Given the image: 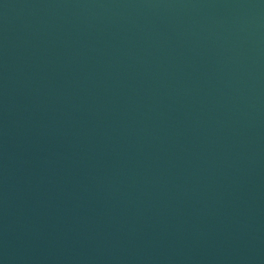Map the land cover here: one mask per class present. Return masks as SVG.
<instances>
[{"label": "water", "instance_id": "obj_1", "mask_svg": "<svg viewBox=\"0 0 264 264\" xmlns=\"http://www.w3.org/2000/svg\"><path fill=\"white\" fill-rule=\"evenodd\" d=\"M0 264H264V0H0Z\"/></svg>", "mask_w": 264, "mask_h": 264}]
</instances>
